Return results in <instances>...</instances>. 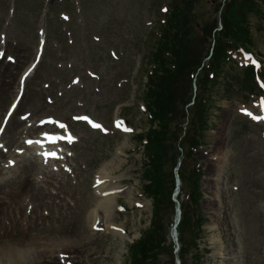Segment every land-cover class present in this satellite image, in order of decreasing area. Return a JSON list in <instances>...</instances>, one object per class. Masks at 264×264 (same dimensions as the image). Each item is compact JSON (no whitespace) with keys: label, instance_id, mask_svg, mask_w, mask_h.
<instances>
[{"label":"rangeland","instance_id":"obj_1","mask_svg":"<svg viewBox=\"0 0 264 264\" xmlns=\"http://www.w3.org/2000/svg\"><path fill=\"white\" fill-rule=\"evenodd\" d=\"M170 1L0 0V146L4 152L11 146L9 156L0 151L5 159L8 157L0 161L7 162L10 157L22 160L23 166L35 164L41 173L37 182L41 181L42 186L44 180L54 179L49 181L53 183L50 190L59 209L45 212V224L61 214V204L70 205L67 207L73 218L88 214L98 201L94 182L101 169L105 175L104 187L118 188L112 202L115 207L112 228L105 231L97 226L95 230H100L93 231L96 238L92 246L84 252L70 251L69 255L54 253L51 258L49 253L43 256L33 247L25 264H264V125L240 111L259 114L257 100L247 105H242L241 100L249 96L245 92L251 88L252 71L248 74L249 70L244 69L252 60L262 65L257 82L264 90V0H247L246 5L241 4L242 0H190L193 5L188 23L195 44L186 57V66L194 72V79L189 81L185 74L173 76L176 85L165 102L166 107L169 104L172 107L171 114L165 111L167 117L176 122L168 124L169 155L166 145L162 153L165 200L155 210V201L142 195L148 184L142 178L148 160L139 136L151 129L163 133L161 122L149 125L144 106L148 108L150 58L159 46L161 23L168 8L171 9ZM240 5L248 11L240 14ZM230 11L237 18L239 14L240 18L246 15L242 25L247 33L239 38L236 29L229 28L225 40L246 42L253 56L246 60L243 55H234L232 61L221 63L215 73L216 83L211 86L204 80L201 64L213 58V48L222 37L219 31L225 23L223 17ZM32 64L37 66L34 75L28 80L31 75L22 78ZM19 80L26 81L17 109L8 118V109L21 88ZM187 94L190 99L194 96V100L195 95L199 100L210 96L213 102L205 114L209 130L204 133L202 146L191 153L193 161L188 166L185 156L190 143L178 139L181 123L186 122L181 108ZM193 105H198V101ZM81 116L101 127L94 129L77 122ZM43 119L65 123L73 136L69 145L60 147L59 157L63 160H45L33 151L25 153L27 161L23 156H15L14 149H19L24 139L43 132L59 133L53 123L40 130L38 125ZM21 120L25 121L18 125ZM172 139H176L174 147ZM217 146L226 167L221 166L224 168H220L219 178L209 181L213 174L210 155ZM193 166L200 170L196 182L190 171L195 170L191 169ZM60 180L64 183L61 191ZM192 186L199 196L191 190ZM189 193L191 201L194 199L198 205L194 210L187 201ZM213 195L217 202L208 206ZM221 199L227 201L224 207L227 205L229 209L218 221ZM184 205L189 218L182 213L174 227L177 209L184 210ZM122 206L126 210L122 211ZM192 210L200 218V227L192 224ZM196 228L200 233L196 246L189 245L185 255L180 254L181 239ZM146 231H152L157 238L152 248L145 247L149 249L147 258L135 262L130 246ZM30 233L33 240L29 243H44L46 248L57 245L55 240H45L50 232ZM197 255L199 259L195 260ZM86 256L89 261L83 263Z\"/></svg>","mask_w":264,"mask_h":264},{"label":"bare ground","instance_id":"obj_2","mask_svg":"<svg viewBox=\"0 0 264 264\" xmlns=\"http://www.w3.org/2000/svg\"><path fill=\"white\" fill-rule=\"evenodd\" d=\"M34 68L35 65H30L22 74V78L32 75ZM22 123L24 122H18V125H22ZM37 141L40 143H35L36 141H34V148L42 149L51 146L46 136L39 138ZM60 142H66V140L58 139L55 143L59 144ZM22 144L18 148L30 147L29 144L25 147L24 142ZM18 157L21 158L22 156ZM223 157L224 156L220 153V147H215L210 155L213 174L210 175L207 180L215 181V177H220V168L222 170V168L226 167V165L224 166L225 161ZM1 158L5 159V156L0 152V159ZM8 160L13 161L14 165H11L10 161H0L4 162L3 164L0 163V166H2L0 167V264H25L28 253L33 252V247H36V250L40 251L43 256L49 253L48 257L54 255V253L69 255L68 253L70 251H77L79 249L84 252L86 250L85 248L93 245V239L96 238V235H93V231L100 230L99 228L95 230L97 226H101L105 231L108 228H112L113 212L115 210L112 202L116 199L115 196L118 195V188L117 186H110V188L107 189L104 187L105 175L102 169L95 178V192L98 201L88 214L73 218L70 208L67 207L70 205L61 204L62 210L61 212L59 210L61 214L54 215L51 222L49 220L50 223L45 224L44 219L47 215L46 211L52 212L53 210L56 211L58 208L53 191H51L53 190V183L49 182L54 181V179L50 177L44 180V185L42 186L41 181L40 183L37 182V179L41 177V173L35 164H24L23 166V164H21L22 160H12L10 157ZM8 166H11V168ZM3 170H5L8 175L5 174ZM225 171L227 170L225 169ZM222 172L223 171H221V174H223ZM222 179L223 177L221 180ZM63 186L64 183L60 180L58 182L60 191L63 189ZM215 201L217 202L215 195H213V200L208 201V206L212 203L214 204ZM221 202L222 207L219 208V211L222 212L217 217L218 221L222 219L224 215L226 216V212L229 209L227 205L224 207V203L227 202L225 199H221ZM27 210L28 214L26 213ZM63 211L64 213H62ZM67 212L70 214L68 213V215ZM230 222L231 221H229V223ZM30 231H39L43 234L45 233V235L50 232L51 234L44 237L45 240H55L57 245L46 248L44 243H29L28 241L33 240L29 238L31 236ZM83 231H86V235H83ZM50 235H53V237ZM71 237H74V240L71 239ZM235 242L237 243V241ZM88 257L89 256L85 257L86 260H83V263L89 261Z\"/></svg>","mask_w":264,"mask_h":264},{"label":"trees","instance_id":"obj_3","mask_svg":"<svg viewBox=\"0 0 264 264\" xmlns=\"http://www.w3.org/2000/svg\"><path fill=\"white\" fill-rule=\"evenodd\" d=\"M171 9L168 8L166 19L164 20V23L162 24L159 32L158 37V43L159 46L157 47V50L154 51L153 55H151L150 58V64H151V72L149 74V81H148V90H147V98L146 102L148 103V116H149V125L151 126L155 121L161 122V129L163 133L160 134V132H156L155 130H149L146 135L143 137L145 138V155L148 159V163L146 164L145 171L143 173V180L148 182L146 184V190L144 194L147 197L152 198L154 202V209H158L159 206L162 204V201L165 200V185H163L165 179H166V172L163 162V155L164 149L166 145V153H168L170 150H168L170 147L167 145V138L168 135L171 132V129L169 128L168 124L170 123H176L172 119H169L167 116L171 114V104L166 107L165 102L168 98L169 91H172V88L176 85L175 79L173 76H176L177 74H185L186 77H189L188 80H192L191 76L194 75L191 70H189L188 66H186L187 56L188 53L191 51L192 46L195 44L194 41V35L191 33V26L189 22V15L190 10L192 9V1L190 0H171ZM246 5L247 0H242V3ZM240 5V10L242 12H247L246 6ZM224 11V10H223ZM239 14V17L237 18L235 14H233L232 11L230 13L223 17V21L225 22L222 27L224 33L220 31V38L221 40L218 42L217 47L215 46L212 52V57L207 64V67L202 68L203 63L201 64V68L204 71V80L208 82L211 85H215V80H211L208 77V73H216L217 70L220 69L221 63L227 58L226 50L232 49L237 50L239 47L247 49L246 42H242L239 39L237 40H225L226 37H228V30L229 28L231 30L236 29V34L239 36V38L246 37V30L244 25H242V22H245V16L243 15V18H240L241 15ZM240 18V19H239ZM235 20L238 21L235 23ZM239 20L241 22L239 23ZM229 25H227V24ZM235 23V24H234ZM225 25V26H224ZM228 27H227V26ZM223 41H225L223 43ZM222 43V44H221ZM221 44V45H220ZM226 48V49H225ZM199 58H196L198 60ZM152 61V63H151ZM250 74V71L249 73ZM252 83V76L249 79ZM203 84V83H202ZM200 86V85H199ZM198 86V87H199ZM164 93L165 96H162L161 94ZM173 93V92H172ZM203 99V97H202ZM200 98V101L202 100ZM183 106L181 108L182 115L185 117L186 122L181 123V133L178 136V139L181 137V134L183 132H192L194 134V137L191 138V141H189L190 145L188 147L189 151L186 154V160H190V155L192 152V149L195 148L198 145V139L203 138V133L206 130V111L204 108H202L200 105L202 103L200 102V105L192 107L190 110V103L191 100L189 98V95L187 94L186 100L183 99ZM165 111H169L168 115ZM195 112L191 114V112ZM203 114V115H202ZM165 117L168 118L169 121H165ZM190 122V124H189ZM187 123V125H186ZM177 139V140H178ZM166 140V143H164ZM176 139H172L171 146L174 147ZM180 141L178 140V143ZM164 143V144H163ZM169 155V153H168ZM166 162H168L167 156H166ZM186 162V161H185ZM186 165L188 166V163L186 162ZM193 176L195 175V171H192ZM171 174V178H172ZM197 181V178H195V182ZM192 200V199H191ZM193 202L195 200L193 199ZM155 212V211H154ZM157 213H154V216ZM186 214V213H185ZM186 217L189 218V216L186 214ZM198 223V222H197ZM196 223V224H197ZM157 237L154 236V233L152 231H146L143 233L141 239L133 245L132 251L134 252L132 254V257L135 262L141 261L142 257L147 258V254H149V249L145 248L146 246L151 247V244ZM196 238V235H195ZM160 244V241L157 240ZM152 248V247H151ZM154 253V252H153ZM152 255L154 256V254Z\"/></svg>","mask_w":264,"mask_h":264},{"label":"snow or ice","instance_id":"obj_4","mask_svg":"<svg viewBox=\"0 0 264 264\" xmlns=\"http://www.w3.org/2000/svg\"><path fill=\"white\" fill-rule=\"evenodd\" d=\"M262 108H264V104H262ZM250 115V114H249ZM79 119H87L86 117H82V118H79ZM253 119H257V120H259V119H264V117H253ZM89 123L90 124H92V127H94V128H99V127H101L100 125H98V124H95V123H93V122H91V121H89ZM117 126L119 127L120 126V123L118 122L117 123ZM59 127H61V128H63V127H65L64 125H59ZM125 131H129V129H124ZM47 139H48V141L50 142V143H55L56 142V140H58V139H64V137H60V136H51V137H47ZM67 139L70 141L71 140V137L69 136V137H67ZM27 143H29V144H32L33 143V141H27ZM35 143H40L39 141H36ZM44 155V157H45V160H47V158H49V157H52V158H56V154L53 152V153H44L43 154Z\"/></svg>","mask_w":264,"mask_h":264}]
</instances>
